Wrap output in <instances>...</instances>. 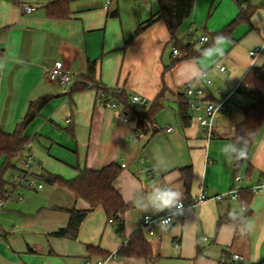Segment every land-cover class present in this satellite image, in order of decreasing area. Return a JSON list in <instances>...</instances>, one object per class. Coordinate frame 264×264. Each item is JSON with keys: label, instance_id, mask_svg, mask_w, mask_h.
<instances>
[{"label": "crops", "instance_id": "1", "mask_svg": "<svg viewBox=\"0 0 264 264\" xmlns=\"http://www.w3.org/2000/svg\"><path fill=\"white\" fill-rule=\"evenodd\" d=\"M58 1L0 0V130L14 133L30 104L46 100L26 131L32 145L6 174L14 198L0 213V264H98L113 255L106 264H221L223 257L233 255L241 257L237 264H264V188L252 195L248 208L240 198L210 200L187 209L163 232L157 226L147 230L143 222L147 215L167 212L145 213L133 203L146 202L161 182L181 190L182 201L191 205L202 192L210 197L240 194L264 181V123L237 177L222 152L244 122V108L261 97L245 89L242 81L251 69L264 68V0H249L242 8L234 0H195L191 18L175 38L163 20L134 37L158 14L157 0H73L68 19H52L47 10ZM27 6L36 10L24 13ZM242 10H249L247 20L224 36L228 40L219 50L218 34ZM205 37L210 47L200 42ZM187 44L201 53L185 58L180 49ZM254 51L258 55L250 56ZM59 62L73 74L70 89L47 77ZM91 64L96 67L94 80L86 82ZM220 67L226 70L221 72ZM196 70L199 74L194 76ZM84 83L86 90L78 91ZM190 84L203 89L209 101L231 96L210 140L203 137L196 114L190 111L187 127L180 118L184 90ZM115 89H121L138 112L146 113L160 101L162 109L145 132H134L135 116L125 115L117 98L119 109L102 106L101 93ZM133 96L147 100L148 106L131 104ZM28 156L37 162L31 177L42 189L20 184L21 164ZM158 162L166 172L158 173L154 167ZM112 164L122 168L115 189L126 204L133 205L125 214L124 233H117L99 207L86 217L77 240L54 237L67 228L68 211H87L90 206L46 178L71 181L85 170ZM188 169L189 188L183 172ZM247 221L254 225L250 232ZM137 232L149 242L151 259L118 255Z\"/></svg>", "mask_w": 264, "mask_h": 264}, {"label": "trees", "instance_id": "2", "mask_svg": "<svg viewBox=\"0 0 264 264\" xmlns=\"http://www.w3.org/2000/svg\"><path fill=\"white\" fill-rule=\"evenodd\" d=\"M72 1L73 0H60L52 4L48 7V16L52 19H68L69 4ZM234 1L241 8L243 5L249 3V0ZM157 2L159 5L158 14L147 23L142 24L137 29L134 37L139 36L155 21L163 20L171 36L175 38L176 33L180 31L184 23L191 18L195 5V0H157ZM248 15L249 10H242L238 18L218 34V36H227L236 26L244 23ZM113 16H118V14L115 13ZM129 44L130 42H127L126 46ZM207 46L210 47L211 43ZM180 50L184 52L185 58H196L201 53L195 52L192 44H187L185 46L181 45ZM95 70V65L91 64L86 82L94 80ZM242 85L245 89L261 94V97L260 100H257L251 106L244 108V122L236 128L232 137V142L235 140L238 147L243 146L245 142L248 143L247 157L233 162L235 177L239 175L242 168L247 164L251 149L264 123V68L251 69L244 77ZM86 87V83L80 84L78 86V91H84ZM116 98L119 104H123V113L125 115L135 116V133L145 132L148 125L153 123L156 114L162 109V104L157 100L148 112H138L133 109L132 105L127 103L126 95L123 92L117 95ZM45 104L46 100L31 103L24 120L17 125L14 133L7 134L0 130V163H2L0 170V200L3 199L6 191L11 190V188L8 189L10 185L5 180L6 174L15 169L14 161L33 143V140L26 136V131L29 125L40 116L41 110ZM179 113L184 127L189 126L192 117L187 101L181 103ZM121 172L122 168L119 165L112 164L98 171L85 170L78 178L71 181H66L58 176H48L46 178L47 183L65 188L77 200H83L90 206V209L87 211H79L76 209L68 211L70 220L67 228L59 230L54 233L53 236L72 241L77 240L84 220L91 212L99 207L104 209L109 222L114 225L117 233L123 234L125 231V214L133 209V205L126 204L114 187V183L121 175ZM183 172L185 184L189 188L191 183V169L184 170ZM253 194V191L239 194L240 202L244 207H249ZM249 215L250 212L247 213L246 217ZM118 255L122 258L151 259L153 253L143 233L137 232L131 237L128 244L119 250Z\"/></svg>", "mask_w": 264, "mask_h": 264}, {"label": "built area", "instance_id": "3", "mask_svg": "<svg viewBox=\"0 0 264 264\" xmlns=\"http://www.w3.org/2000/svg\"><path fill=\"white\" fill-rule=\"evenodd\" d=\"M35 10L36 9L34 7L27 6L23 8L24 13H32ZM192 33H193V29H190L188 33V38L192 37ZM200 42L208 43L209 38L207 37L202 38ZM174 54L178 55V51L174 50ZM257 55L258 53L255 51L250 52V56L252 57H256ZM220 70L221 72H224L226 68L220 67ZM47 77L51 82L58 84L61 88L64 89H70L75 83L73 74L61 62L56 63V65L47 72ZM207 83L211 84V81H207ZM122 92L123 91L121 89L102 92L100 96V102L102 106H106L107 108L114 110L119 109L118 102L116 101V96L122 94ZM184 95L188 103L189 110L192 113L196 114V120L198 121L202 129L203 137L207 140L212 139L214 137L215 129L220 123L221 116L225 114L229 109L228 102L231 96H228L219 102L209 101L206 99L203 89L195 88L191 84L185 87ZM131 104L135 106L146 107L148 106L149 102L139 96H133L131 98ZM36 163L37 162L33 156H28L23 160L21 164L22 166L21 169L23 171L24 178L21 179L22 182H20V184L23 185L24 183H26L31 188L37 187L39 189H42L43 186L37 185V180L31 177V174L35 166L37 165ZM240 180L241 178L238 177L237 181ZM263 188H264V181L260 185L253 188L252 191L254 193H258ZM234 196L237 197L238 199L240 198L239 193L237 191H233L216 197H210L206 192H202L194 204L187 205L185 201H182L183 208L173 209L172 211L173 212L180 211L183 213L189 208L201 206L202 204L210 200H222V199L225 200L229 198L234 199L233 198ZM13 198H14L13 190H8L5 192L3 199L0 200V213L6 208L7 202H9ZM171 215L172 212H167L166 214L160 216L147 215L144 218L143 227L147 230H151L152 227L157 226L155 222L159 220L160 217L171 216ZM149 216L151 217V219L147 220L146 217ZM178 216H176L173 219L172 224L174 223L175 219ZM115 257L116 255H113L110 258L100 261L98 264H106L108 260ZM240 260L241 257L239 255H233L231 257H223L221 260V264H237V262H239ZM87 264H91V263L88 262Z\"/></svg>", "mask_w": 264, "mask_h": 264}, {"label": "clouds", "instance_id": "4", "mask_svg": "<svg viewBox=\"0 0 264 264\" xmlns=\"http://www.w3.org/2000/svg\"><path fill=\"white\" fill-rule=\"evenodd\" d=\"M256 20H253L255 23ZM259 27V25H258ZM228 38L224 36H218L215 40V46L219 49V46L225 42H227ZM222 50V49H219ZM199 71L196 70L193 72V75H198ZM242 119V118H241ZM247 142L243 146L238 147L237 142L234 140L231 143L226 144L223 149V155L227 157V162L229 164L233 163L234 161L244 159L247 157ZM158 173L166 172V168L163 165L157 163L154 166ZM182 198L183 193L181 190L173 187L171 184L167 182H161L157 186L154 187L153 191L150 192L146 198V202L141 201H133L134 205L138 207L142 212H148L149 209H152L155 213L161 212H172L171 216L160 217L155 223L157 228L160 231H166L167 228L172 224L173 219L178 216L182 215L183 213L180 211L173 212V209H182ZM234 199H238L237 197H233ZM246 209H241V215L245 213ZM147 220H150L151 217H146ZM246 219V218H245ZM247 231H252L254 225L251 222H248Z\"/></svg>", "mask_w": 264, "mask_h": 264}]
</instances>
